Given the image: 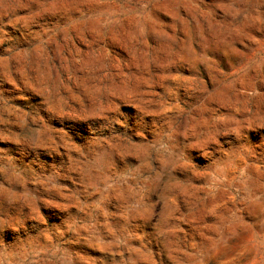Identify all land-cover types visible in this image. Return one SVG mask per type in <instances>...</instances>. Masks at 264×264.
Listing matches in <instances>:
<instances>
[{"label": "clouds", "instance_id": "1", "mask_svg": "<svg viewBox=\"0 0 264 264\" xmlns=\"http://www.w3.org/2000/svg\"><path fill=\"white\" fill-rule=\"evenodd\" d=\"M0 264H264V0H0Z\"/></svg>", "mask_w": 264, "mask_h": 264}]
</instances>
